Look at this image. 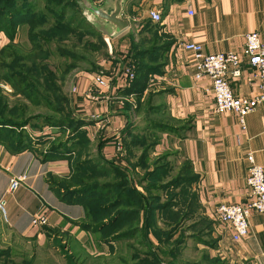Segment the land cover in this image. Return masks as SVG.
<instances>
[{
    "label": "crops",
    "instance_id": "crops-1",
    "mask_svg": "<svg viewBox=\"0 0 264 264\" xmlns=\"http://www.w3.org/2000/svg\"><path fill=\"white\" fill-rule=\"evenodd\" d=\"M104 1L106 8L111 9L113 0H101L99 4ZM130 1L125 0L123 11L130 27L109 37L108 42L115 54L125 55L127 64H137L135 91L139 99L151 102L147 120L168 129L144 126L130 118V106L117 102L119 96L130 98L134 93L125 86L124 73L118 70L108 89L96 88L97 99L87 95V90H95L97 72L80 73L74 77V106L76 115L86 121L81 130L97 148L94 153L91 145V153L125 169L133 182L138 181L134 172L148 166L152 157L145 155L147 149L143 145L134 143L136 136L155 140L153 154L171 152L182 156L194 174L200 208L195 224L205 223L200 229V249L206 248L208 254L231 264H264V212H252L250 233L239 242L233 240L230 225L221 223L216 215L222 203L246 204L250 200L247 156L253 152L256 161L264 166V101L245 117V128L235 112L215 113L211 81L195 78L192 53L179 47L183 41H195L207 53L240 52L245 35L250 32H258L264 44V0H182L169 4L166 0ZM153 8L161 11L162 23L149 16ZM190 9L194 11L192 15ZM20 28L28 29V25L24 23ZM8 42L5 32L0 31V50ZM242 60L241 74L230 75V85L235 95L252 97L259 91L260 78L247 59ZM110 64V60L100 63L105 68ZM124 65L118 62L120 69ZM141 107L143 110L145 105L138 106L140 116ZM130 122L135 127L129 133L125 129ZM91 129L97 132L95 139L90 135ZM118 137L124 141L122 154L117 153ZM40 148L37 144L13 152L0 144V198L6 195L8 224L40 248H48L58 233L61 243L67 242L72 252L104 253L108 245L80 226L87 218L86 206L69 202L58 192L57 181L72 174V160L44 159ZM141 149L144 151L138 155ZM22 175H26V180L16 191L8 193L12 177ZM38 213L48 216L47 225L32 224ZM74 245L78 251L73 250ZM91 247L95 249L92 251Z\"/></svg>",
    "mask_w": 264,
    "mask_h": 264
},
{
    "label": "rangeland",
    "instance_id": "rangeland-1",
    "mask_svg": "<svg viewBox=\"0 0 264 264\" xmlns=\"http://www.w3.org/2000/svg\"><path fill=\"white\" fill-rule=\"evenodd\" d=\"M21 1L24 2L25 0H17L16 2L21 3ZM100 1L94 0L97 5ZM35 2L38 4V10L40 9V12L47 13V0H35ZM71 10L72 14L75 15L76 13L80 16L76 6ZM47 21L48 23L44 29H46L45 33L47 37L51 40L50 44H48L49 41L47 42L49 46L48 49L53 54L42 55L43 57L37 60L39 63H43V61L45 63L48 62L50 70H54L56 74L52 76L51 80H46L48 78H46L43 72L29 71L30 64H33L32 60L16 59L12 63L13 60L9 58L8 55L3 57L2 60L4 62L10 63L16 71L27 76L26 83L29 84L31 95L29 94L28 96L27 92L22 91L24 84L21 79L9 78L7 70L4 68L1 69L0 117L4 116V120L11 123V121H22L18 118L19 116L22 119L23 117L27 118L30 116V123L23 128L28 134L30 133L32 146L40 144L41 148L39 151L43 153L46 149H49V147L58 143L60 140L68 139L70 134H72V131L68 127L62 125L44 126L43 120H45V117H59V111L61 110L63 111V115L66 113V115L69 116L70 113H74L77 117L75 106H73L75 105L73 97V88L75 85L73 88L71 87L74 77L80 73L89 74L91 72H97V75L105 76L107 79H110V84H112L116 79L117 71L119 70L125 75L126 67L129 66L132 67L135 75L130 79L127 77L126 83L128 85L125 84V86L129 89L132 88L134 93H131L130 98L121 95L122 97L119 96L116 100L119 104L121 102L122 105L131 107V119L135 118L137 122H142L144 126H147V119L149 118L146 117V113L148 111L150 112L149 107L151 108V102H149L147 98L143 100L139 99L135 91L138 87L135 82L137 78V64L135 62L127 64L124 54L120 56H118L119 54H115L111 48L112 46H110L108 42L110 38L104 34L100 35L97 32L98 30L92 34L87 32H81L79 35L73 34L70 39L61 38L62 36H54L51 39L53 32L50 27L53 25L55 19L48 17ZM76 23L77 22H75V24ZM22 25L23 24H20V26ZM26 25L29 24L26 23ZM20 26L19 29L17 28L18 31L15 44L29 50L31 48L28 39L29 30L22 29ZM78 37L83 39V42H79L77 39ZM107 60L111 61L109 68L100 65L101 62ZM118 62L125 65L120 69ZM51 83H54V85H51ZM18 92L26 94V96L17 94ZM32 95L36 96L33 97ZM141 103L145 105V107L143 110L142 107L139 109L142 111L140 116L138 113V106H140ZM16 108H19V110ZM96 133V130L91 129L90 135L92 139L97 137ZM17 137L18 134L13 133L11 140ZM136 137L135 143L139 140H151L146 136ZM90 145H93V143ZM123 146L124 141L122 137H118L116 140L118 154L123 153ZM80 148V151H77L75 156H73V163H80V161L84 162L89 159L90 156L92 157L95 155L88 154L89 151H87V148L83 145H81ZM92 149L93 152L96 153L97 148L94 145ZM143 151L144 150L141 149L138 155ZM152 151L153 150L147 152V155L152 154L149 165L145 166L139 173L134 172V179L139 181L141 174L147 176V171L150 168L157 171L149 179L145 178L144 182L135 181L133 182L135 184L134 187L130 186L131 188L122 191L119 189V191L120 193L125 192L127 194L135 193L140 201H142V199L139 193H144L148 199L151 198L156 207L155 220L158 222V227H161L160 231H156L154 227L155 231H152L153 233H147L148 231L143 229L139 231L140 233L137 236H121L120 239H114L112 242H106L104 237L107 235L105 233L93 231L92 233L97 239L108 245L106 246L107 249L104 248L106 250L104 253L98 250L95 251L94 247H91V250H94V252L78 251L75 245L72 248L78 252H72L71 248L66 245L67 242H65L66 244L61 243L57 235L58 233H56L55 240L48 248H40L37 247L33 241L19 235L11 228L8 224V218L6 219L0 210V264H231L226 259L208 254V252L205 251L206 248L200 249L198 246L199 240H202L203 237V233L200 232V229L205 223L195 224L196 221H199L197 215L200 213V208L196 202L194 174L190 170L187 160L176 153L163 152L153 154ZM147 160L148 158L145 161ZM116 167L122 170L119 166ZM131 171L133 172L132 169ZM137 173L138 176H136ZM74 174H77V171L74 172L73 175ZM113 175L114 174H111L108 178L103 176H92L91 180L102 182L110 178L113 179ZM57 183L58 185L67 186L71 181L68 179L65 181L58 180ZM148 184L160 186L159 188L148 190L146 188ZM118 193V190H116V192L110 193V195H104V197L98 194H91L90 201L87 202L88 204L86 206L89 211L88 212L86 208L88 217H90L89 213L91 215L93 208H98L100 204L104 205L110 201L116 200ZM143 202H145V200ZM162 206L163 209H160ZM134 207L142 208L139 205H134ZM141 212V227L144 228L143 222L145 214L143 208ZM162 217L171 219L172 222L168 225H164ZM124 230L125 229H123L121 225H116L111 234L113 233L114 235L120 236L121 232ZM63 238L66 239V236H63ZM161 238L163 239L161 240ZM180 241H182L183 244L180 246L178 253L174 255L172 249H175ZM99 246L103 248L101 244H99ZM99 246L97 245L96 248H100ZM136 250L141 252L137 253ZM155 253L158 254L159 263L158 261L156 263L154 257H152Z\"/></svg>",
    "mask_w": 264,
    "mask_h": 264
},
{
    "label": "trees",
    "instance_id": "trees-1",
    "mask_svg": "<svg viewBox=\"0 0 264 264\" xmlns=\"http://www.w3.org/2000/svg\"><path fill=\"white\" fill-rule=\"evenodd\" d=\"M16 1L0 0V31H4L9 38V42L0 50V71L4 68L7 70L9 78L11 77L18 78L19 80L21 79L22 83L24 84V88L22 91L27 92L29 96V94L31 95V92L29 89V84L26 83L27 76L16 71L10 63L4 62L2 60L3 57L8 55L9 58H12V63L16 59L32 60L33 64H30L29 71L41 73L43 72L46 75V78H48L46 80H51L52 76H55L56 74L55 71L50 70V65L48 62H38V60L44 55L53 54L48 49V44L51 43V40L47 37V34L45 33L46 29H44L46 28L45 26L48 23L47 18L51 17L55 19L53 25L50 27L51 31L53 32L51 35V39L54 36H62L61 38L70 39L73 34L79 35L81 32L92 34L96 32L97 29L86 18L81 0H47V13H42L40 12V9L38 10V4L37 2H35V0H25L24 2L21 1V3H18ZM131 1L133 2L134 0ZM180 1L182 0H166L165 3L169 4ZM74 6H76L79 10L80 16H78V14L76 13L75 15L72 14L71 9H73ZM75 22L77 23L75 24ZM24 23L29 24L28 39L31 44V48L29 50L15 44V38L17 37L18 31L17 28L19 29L20 24ZM97 32L100 35L103 34L99 31ZM77 39L79 42H83V39L79 37ZM48 41L49 43L47 44ZM51 85H54V83H51ZM129 91H132V88L129 89ZM17 94L22 93L18 92ZM22 95L26 96V94ZM32 96L35 97L36 95ZM16 109L19 110V108ZM59 114V117H45V120H43L44 126L62 125L68 127L72 131V134H70L68 139L60 140L58 143H55L54 145L49 147V149H46L42 153V155L44 156V159L61 157L72 160V174L67 178L59 179L61 181H65L67 179L71 181V183L67 186H59L60 189H58V192L62 196V198L69 202L82 203L87 206V202L90 201L91 194H98L101 197H104V195H110V193H114L116 192V190H118L119 192L116 200L110 201L104 205L100 204L98 205V208H93L91 215L89 213L90 217H88L89 211L88 207H86L88 211L87 218L80 224V226L84 230H87L89 232L95 231L105 233L107 235L104 237L106 242H112L114 239H120L121 236H137L140 233L139 231L143 229L148 231L147 233H153L155 230L160 231L161 227H158V222H156L155 220L156 207L151 198L148 199V197L144 193L140 194L138 192L142 199V201H140L136 197L135 193H120V191L134 187L135 185L123 169L119 170L113 164L105 161L103 156L99 154L93 155V158L90 156L89 159L84 162L80 161V163H73V156H75L77 151H80L81 145L87 148V151H89L88 154H92L90 145L91 141L87 137V133L81 130V127L86 124V121L78 116L76 117L74 113H70L69 116H67L66 113H64L63 115V111L61 110L59 111ZM4 118V116L0 117V144H5L13 152H20L29 147L32 148L33 146L31 135L30 133L28 134L23 128L30 123V116H28L27 118L23 117V119L19 116L18 118L22 121H11V123L5 121ZM147 126L148 128H157L160 130L168 129L166 125L156 123L152 120H148ZM134 127V123L130 122L127 125L125 131L130 133L132 129L134 130ZM13 133H17L18 137L11 140V136ZM137 142L140 143V145H143L144 149H147L146 151H144L145 155L148 151L151 150V148L155 146V140H151V142H149L146 139V141L139 140L136 141V143ZM189 167L191 170L190 165ZM76 171L78 175H73V173ZM156 171L157 170L155 169L147 171V176L145 175V177L144 175H142V177H140V181L138 182H144L145 178L149 179ZM111 174H114L113 179L110 178L109 180H103L102 182L91 180L92 176H103L108 178L109 176H111ZM159 186L160 185L148 184L146 188L148 190H152L153 188H159ZM61 188H63L64 191L61 192ZM144 200L145 202H143ZM134 205H139L144 210V228L141 227L140 216L142 215V208L134 207ZM163 206L160 207V209H163ZM162 218L164 225H168L170 222H172L171 219H167L166 217ZM116 225H121L122 228L125 229L123 232H121L122 235L120 234V236L114 235L113 233L111 234ZM162 239L163 238H161V240ZM178 244L179 245L175 249H172V253L174 255L178 253L179 248L183 244V242L180 241L178 242ZM136 252L138 253L141 251L136 250ZM152 257H154L156 263L157 261L159 263L160 260L157 253L153 254Z\"/></svg>",
    "mask_w": 264,
    "mask_h": 264
},
{
    "label": "built area",
    "instance_id": "built-area-1",
    "mask_svg": "<svg viewBox=\"0 0 264 264\" xmlns=\"http://www.w3.org/2000/svg\"><path fill=\"white\" fill-rule=\"evenodd\" d=\"M189 13L192 15L194 11L190 9ZM149 16L155 22L162 23L163 21L159 9H151ZM179 47L192 53L195 78H208L211 81L215 96V113L235 112L241 125L245 128V117L253 112L259 103L264 101V44L261 41L260 34L258 32L247 33L244 46L240 52L207 53L203 45L195 41H183ZM244 58L247 59L249 66L255 70L260 78L259 91L252 97L235 95L230 85V75L233 77L240 76L242 59ZM125 72L123 82L127 84V77L128 79L133 78L135 73L132 67L129 66L126 67ZM94 85L95 90L92 88L87 90V95L92 99H97L96 88L108 89L111 85L110 79L101 75L94 76ZM247 160L249 162L247 184L250 200L246 204L237 202L222 203L216 209L217 218L221 223L230 225L232 238L237 242L248 237L252 212H264V166L256 161L253 152L248 154ZM26 178V175L12 177L8 192L16 191ZM0 210L7 219L5 196L0 198ZM48 222V216L43 213H38L32 218L33 225L42 226L47 225Z\"/></svg>",
    "mask_w": 264,
    "mask_h": 264
},
{
    "label": "water",
    "instance_id": "water-1",
    "mask_svg": "<svg viewBox=\"0 0 264 264\" xmlns=\"http://www.w3.org/2000/svg\"><path fill=\"white\" fill-rule=\"evenodd\" d=\"M81 3L88 21L108 37H114L130 27V22L123 13L125 0H113L111 9L106 8V1L98 5L93 0H81ZM75 82L76 78L72 82V88Z\"/></svg>",
    "mask_w": 264,
    "mask_h": 264
}]
</instances>
